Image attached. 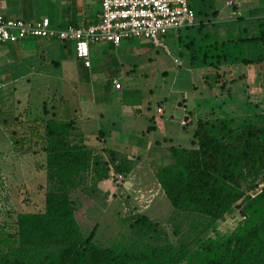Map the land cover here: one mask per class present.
<instances>
[{
    "label": "rangeland",
    "instance_id": "1",
    "mask_svg": "<svg viewBox=\"0 0 264 264\" xmlns=\"http://www.w3.org/2000/svg\"><path fill=\"white\" fill-rule=\"evenodd\" d=\"M227 1L231 3L228 5ZM190 6L194 24L170 30L159 37L163 46L132 37L121 40L115 52L107 49L121 55L123 68L129 70L128 77L121 78L122 92L119 94L101 89L102 77L96 76L102 71L100 54H90L92 65L89 76L85 77L81 66L78 65V72L75 61H66L65 53H71L72 46L59 39L39 40L35 37V45H27L33 48L26 50L32 56L22 58L19 65L7 61L9 52L0 54L1 72L6 67L9 74L17 76L27 64L36 62L40 76L31 73L28 82L20 78L14 83L13 94L8 91L10 87L3 86L0 90L4 93L1 100L5 101L0 104L4 114L0 115V120L2 116L5 120L0 121V248L5 245V234L14 230L16 213L30 210L41 199V189L37 185L43 182L38 168L44 160L40 151L44 141H38V137L43 135V121L37 120L47 119L51 113L56 118L60 115L58 120L61 121L73 119L71 131L81 132L78 142L98 154L107 169L104 178L102 174L87 177L83 190L78 188L70 194L74 201V216L84 235L97 223L93 236L97 243L133 252L167 243L177 247L180 241H189L190 231L196 223L194 216L188 217L172 209L153 170L170 161L169 145H191L197 117L240 115L264 108L263 61L241 64L237 63L239 57L236 58L231 62L234 65L230 64L234 75L243 72L247 78L227 83L222 89L219 82H215V75L226 67L220 64L216 68L209 57L207 61L202 60L203 53L206 56L214 50L220 53L219 47L223 46L220 41L225 40L230 42L225 43L227 47L223 49L227 54L245 53V56L254 57L261 53L260 42L256 45L250 42V48H247L245 43H235L234 38L254 33L258 29L255 18L264 22V0H190ZM92 10H95L94 6ZM107 44L111 45L108 42L102 45ZM25 48L28 47H22ZM173 57L178 60V65L173 63ZM4 62L5 67L2 66ZM68 65L73 68L71 75ZM247 74L253 75L251 83L252 78ZM46 75H50L52 81L48 87L43 83ZM229 75L227 73L225 77ZM56 77L59 80L55 83ZM84 78L90 81L83 83V89L78 84L75 93L67 85L72 80L79 83ZM247 83L251 87H245ZM242 88L243 92L239 91ZM8 101L13 102L6 104ZM157 107L161 108V113L156 112ZM44 108L46 114H43ZM185 116L190 121L182 125L180 120ZM147 126L148 131L145 130ZM133 156L140 162L134 169L136 160ZM121 164L128 167L125 173L115 169ZM131 213L145 214L158 223L161 231L145 234L129 229L124 218ZM239 219L236 211L227 213L215 225L217 235L229 233ZM205 235H214V231L208 229L202 237ZM192 236L195 237L194 229Z\"/></svg>",
    "mask_w": 264,
    "mask_h": 264
},
{
    "label": "trees",
    "instance_id": "2",
    "mask_svg": "<svg viewBox=\"0 0 264 264\" xmlns=\"http://www.w3.org/2000/svg\"><path fill=\"white\" fill-rule=\"evenodd\" d=\"M255 20L258 29L250 36L235 37L234 42L247 48L250 42H260L262 52L257 56L227 54L223 49L229 40L220 41V53L202 54L203 61L209 57L216 68L226 67L216 72L219 88L247 78L243 72L234 75L230 64L236 58L241 64L264 62V22ZM42 111L46 114L45 108ZM51 114L37 120L43 121V135L38 137L44 141L40 146L44 160L38 168L43 182L37 185L41 199L30 210L16 213L14 230L5 234L0 248V264H264V108L240 115L197 117L191 145L167 147L170 161L153 174L172 209L194 216L195 237L191 229L189 241L182 240L177 247L167 243L136 252L97 243L93 238L97 223L85 235L80 230L70 194L83 190L87 177L102 174L104 178L107 169L98 154L78 142L81 133L71 131V119L61 121ZM0 115H4L1 110ZM14 120L18 121L15 116ZM124 165H117L116 171L125 173ZM234 211L240 219L229 233L218 236L216 223ZM124 219L131 230L161 231L143 213ZM208 229L214 235L202 237Z\"/></svg>",
    "mask_w": 264,
    "mask_h": 264
},
{
    "label": "built area",
    "instance_id": "3",
    "mask_svg": "<svg viewBox=\"0 0 264 264\" xmlns=\"http://www.w3.org/2000/svg\"><path fill=\"white\" fill-rule=\"evenodd\" d=\"M96 19L85 25L68 24L61 28L51 27L45 16L28 20L4 16L0 12V48L5 43L26 37L55 38L72 46L74 56L85 66L89 65V45L108 42L113 46L121 40L138 37L154 45L163 46L159 37L170 30L186 28L194 24L190 0H98ZM228 5L230 1L226 2ZM173 63L179 64L173 57ZM114 89L121 84L111 79ZM156 112L161 113L157 107ZM189 118L180 120L185 124ZM118 177L121 174L118 173Z\"/></svg>",
    "mask_w": 264,
    "mask_h": 264
},
{
    "label": "crops",
    "instance_id": "4",
    "mask_svg": "<svg viewBox=\"0 0 264 264\" xmlns=\"http://www.w3.org/2000/svg\"><path fill=\"white\" fill-rule=\"evenodd\" d=\"M98 2H99L98 0H0V12L4 16H7V17H14V18H21V19H28V20H33V19H37L39 17L45 16L49 19V24L51 27L61 28L68 24L79 26V25H85L87 23L93 22L96 19V14L99 10ZM93 6L95 7V10H92ZM253 17L254 16L251 17V20L254 19ZM255 19H258V18H255ZM34 38L35 37H26V38L17 40L15 42L5 43L0 48V54H7L9 52L11 55H9L10 59H8L7 61L14 62V63L17 62L19 65L21 64L20 61L22 58L32 56L26 50H28L29 48L30 49L33 48L32 46H27V45H31V44L35 45ZM37 38L38 37H36V39ZM38 39L40 40V39H45V38H38ZM20 44H23V45H20ZM102 44L103 43H100V44L92 43L89 45V65L88 66H85L80 61H78L72 51H70L71 53L69 52L67 53L65 51L66 61L67 62L75 61L77 66L79 65L81 66V68H83L82 69L83 71L81 73L84 74L85 77H88L89 76L88 70L90 66L92 65L91 64L92 58L90 54L92 52H93L92 56L94 55V53L100 54L103 57V61L101 62V67H100L102 71L100 73H97L96 76L102 77L103 81L100 84L101 89L107 88L109 91L114 90L118 92L117 94H119V92H122L121 78L126 77V76L128 77L127 72L129 70H125L123 68L124 60L121 55L117 56L115 53H110L108 52L109 50H107V49H111L112 52H115L114 49L118 47L119 45L112 46V45L107 44L106 46H104ZM94 45L96 46V48L94 47ZM23 46L28 47V48H25L23 50L22 49ZM108 56L112 57V59H109ZM37 60H39V58ZM5 65L6 63L4 62L2 66L5 67ZM79 66L77 69L78 72H80ZM37 67L38 66H36V62L30 65L27 64L26 67L22 68L21 72L18 73L17 76H13V74H9L6 67L3 68L2 72L0 71V90L3 86L6 88L10 87L11 89L8 91H10L12 94L15 93L13 86L16 85L14 83L18 82L20 78L27 80L28 82L29 79H31V76L29 74L33 73L31 74L33 76L34 72L37 74V77H40L38 75L39 70H37ZM68 67H69V72L71 75L73 68L70 65H68L67 68ZM65 71L63 72L65 73ZM25 74L27 75L24 76ZM41 77H43V75ZM15 78H17V80H14ZM112 78H116L117 81L121 84L120 89L113 88L111 84ZM54 80L56 83V81L59 80V78L56 77ZM79 81H80L79 83L78 82L75 83L76 80L74 81L72 80V82H70V84H67V85L74 92L78 84H79V87H81L80 89H83V83L84 82L88 83L90 79L84 78V79H80ZM50 82H52L50 80V75H46V79L43 80V83L44 84L46 83V87H48L49 85H51ZM43 87L45 86L43 85ZM103 91L104 90H101V92ZM1 95H4V93L2 94V92L0 91V104H2L3 102V100H1L2 98ZM12 102L13 101H8L6 104H9ZM57 118L59 119L60 115ZM75 133H79V132L75 131ZM133 158H135L136 160L134 161L135 164L132 166V168L134 169V166L139 165L140 162L138 161L139 159L138 157L133 156ZM140 161H142V158H140Z\"/></svg>",
    "mask_w": 264,
    "mask_h": 264
}]
</instances>
